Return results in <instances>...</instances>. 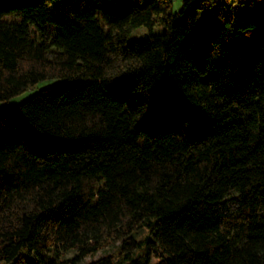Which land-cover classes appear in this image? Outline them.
Here are the masks:
<instances>
[{
	"label": "trees",
	"instance_id": "trees-1",
	"mask_svg": "<svg viewBox=\"0 0 264 264\" xmlns=\"http://www.w3.org/2000/svg\"><path fill=\"white\" fill-rule=\"evenodd\" d=\"M230 1L0 0V264H264V5Z\"/></svg>",
	"mask_w": 264,
	"mask_h": 264
},
{
	"label": "rangeland",
	"instance_id": "rangeland-1",
	"mask_svg": "<svg viewBox=\"0 0 264 264\" xmlns=\"http://www.w3.org/2000/svg\"><path fill=\"white\" fill-rule=\"evenodd\" d=\"M232 2L233 0H231L229 2V7L232 8L234 7V10H235V13L238 14V15H257L259 16L261 14V11L263 9V5H264V2L262 1H259L257 0L255 2V4L251 7H245V6H241L240 4L236 3L232 6ZM182 4H183V0H173V7H172V10L173 12H178L181 7H182ZM21 18L17 15H11V16H8L6 17V20L8 21H19ZM49 33L51 34V36H55L57 34V32L59 31L58 28L56 27H53V26H48L47 27ZM165 31V28L164 27H157L154 29V32L155 33H162ZM148 33V29L145 28V27H139V28H136L134 29L130 36H129V39L131 41H135V40H141L146 34ZM45 83H40L39 86H43ZM30 94V91L28 92H25L19 96H16L14 97L11 102H19L21 101L22 99L26 98L28 95ZM0 105H1V102H0ZM146 230L144 231H141L139 236L140 237H143L145 234H146ZM113 251V248L112 247H107L105 248L104 250L98 252L97 255L95 256H90V257H87L86 260H85V263L87 262H90L94 259H97L103 255H106L110 252ZM74 256V253H69L67 254L66 257H72Z\"/></svg>",
	"mask_w": 264,
	"mask_h": 264
}]
</instances>
